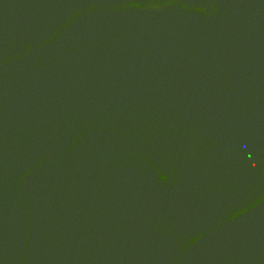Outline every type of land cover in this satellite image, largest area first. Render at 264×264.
Here are the masks:
<instances>
[{"label": "water", "instance_id": "1", "mask_svg": "<svg viewBox=\"0 0 264 264\" xmlns=\"http://www.w3.org/2000/svg\"><path fill=\"white\" fill-rule=\"evenodd\" d=\"M0 264H264V0H0Z\"/></svg>", "mask_w": 264, "mask_h": 264}]
</instances>
